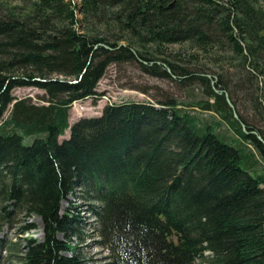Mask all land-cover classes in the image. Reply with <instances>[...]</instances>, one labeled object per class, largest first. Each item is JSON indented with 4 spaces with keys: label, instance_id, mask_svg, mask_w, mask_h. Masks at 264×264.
<instances>
[{
    "label": "trees",
    "instance_id": "obj_1",
    "mask_svg": "<svg viewBox=\"0 0 264 264\" xmlns=\"http://www.w3.org/2000/svg\"><path fill=\"white\" fill-rule=\"evenodd\" d=\"M0 6V217L44 233L23 264H85L69 241L79 221L60 212L76 190L97 203L111 264H264V0ZM130 63L189 100L108 105L60 143L71 106Z\"/></svg>",
    "mask_w": 264,
    "mask_h": 264
},
{
    "label": "rangeland",
    "instance_id": "obj_2",
    "mask_svg": "<svg viewBox=\"0 0 264 264\" xmlns=\"http://www.w3.org/2000/svg\"><path fill=\"white\" fill-rule=\"evenodd\" d=\"M65 1L79 4V0ZM22 5L21 1L5 4L6 7H22ZM1 8L0 6V15L4 13ZM170 49L175 51L177 47H170ZM96 92L99 95L97 99H87L71 106L68 113L70 127L80 119L99 117L108 105L130 102L154 103L168 99L185 103L189 100V94L182 91L176 83L148 76L134 63L110 66L98 83ZM11 95L17 101L27 99L35 106L45 104L39 100L44 93L33 88H17L11 92ZM240 101L237 105L243 111V103ZM242 113L244 117L253 119L252 114ZM68 137L69 131L67 130L64 136L59 138V142L61 143ZM260 166L264 169L263 163ZM93 206H97V203L92 200L87 190H76L67 198V202L61 204L60 212L64 213L69 209L71 216L79 221L69 241L72 247L77 248L85 264H111L105 249L100 245L96 224L91 214ZM28 226H34L35 229L26 235L23 229ZM0 228V264H23L20 258L26 237H31L39 243L43 240V229L39 219L32 217L26 220L23 214H17L15 211H11L7 218H0Z\"/></svg>",
    "mask_w": 264,
    "mask_h": 264
}]
</instances>
